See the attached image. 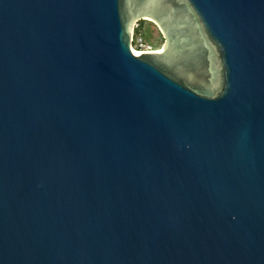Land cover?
<instances>
[{"label":"water","instance_id":"obj_1","mask_svg":"<svg viewBox=\"0 0 264 264\" xmlns=\"http://www.w3.org/2000/svg\"><path fill=\"white\" fill-rule=\"evenodd\" d=\"M0 264H264V0H0Z\"/></svg>","mask_w":264,"mask_h":264},{"label":"rangeland","instance_id":"obj_2","mask_svg":"<svg viewBox=\"0 0 264 264\" xmlns=\"http://www.w3.org/2000/svg\"><path fill=\"white\" fill-rule=\"evenodd\" d=\"M137 25V22H136ZM139 34L151 49L159 48L162 45V38L157 27L150 21L142 20L139 25Z\"/></svg>","mask_w":264,"mask_h":264},{"label":"built area","instance_id":"obj_3","mask_svg":"<svg viewBox=\"0 0 264 264\" xmlns=\"http://www.w3.org/2000/svg\"><path fill=\"white\" fill-rule=\"evenodd\" d=\"M136 27V23H134V28ZM133 28V30H134ZM132 47L136 48V49H141V50H147V49H151L149 48V46L145 43V41L142 39V37L140 36V34H136L132 36Z\"/></svg>","mask_w":264,"mask_h":264},{"label":"trees","instance_id":"obj_4","mask_svg":"<svg viewBox=\"0 0 264 264\" xmlns=\"http://www.w3.org/2000/svg\"><path fill=\"white\" fill-rule=\"evenodd\" d=\"M141 21H142V20L137 21V25H136V27H135L134 30H133L134 35H136V34L139 33V27H138V25H139V23H140Z\"/></svg>","mask_w":264,"mask_h":264}]
</instances>
